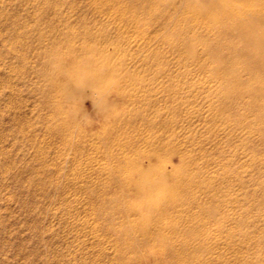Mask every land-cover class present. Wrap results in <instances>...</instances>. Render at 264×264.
<instances>
[{"label":"rangeland","instance_id":"obj_1","mask_svg":"<svg viewBox=\"0 0 264 264\" xmlns=\"http://www.w3.org/2000/svg\"><path fill=\"white\" fill-rule=\"evenodd\" d=\"M173 1L0 0V264H264V70Z\"/></svg>","mask_w":264,"mask_h":264},{"label":"bare ground","instance_id":"obj_2","mask_svg":"<svg viewBox=\"0 0 264 264\" xmlns=\"http://www.w3.org/2000/svg\"><path fill=\"white\" fill-rule=\"evenodd\" d=\"M147 1L161 0H144V3ZM111 2V8L120 5ZM169 7L173 14H165L162 22L165 32L181 27L176 40L170 43L191 45L201 41L203 36L199 34L205 33L209 40L206 42L216 48L241 44L257 51L258 65L264 70V0H174ZM124 21L135 26L140 23L135 14ZM169 40L163 41L169 43ZM208 212L213 214L215 209ZM158 229L161 240H166L163 226Z\"/></svg>","mask_w":264,"mask_h":264}]
</instances>
